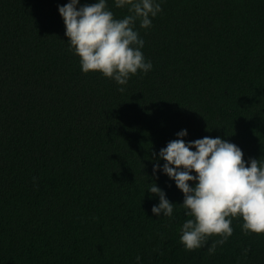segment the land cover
<instances>
[{"label":"trees","instance_id":"16d2710c","mask_svg":"<svg viewBox=\"0 0 264 264\" xmlns=\"http://www.w3.org/2000/svg\"><path fill=\"white\" fill-rule=\"evenodd\" d=\"M67 2L0 0V264H264V234L239 217L214 254L215 236L186 250L184 194L153 175V152L185 128L264 160V0H163L136 24L153 67L123 86L81 71ZM154 182L174 217L152 213Z\"/></svg>","mask_w":264,"mask_h":264},{"label":"clouds","instance_id":"9594fccd","mask_svg":"<svg viewBox=\"0 0 264 264\" xmlns=\"http://www.w3.org/2000/svg\"><path fill=\"white\" fill-rule=\"evenodd\" d=\"M113 3L116 8H126L127 14L117 18L108 0L83 4L81 0H68L58 5V11L65 24L69 51L79 57L81 71L99 72L123 86L132 75L147 74L153 67L142 51L145 41L136 24L138 21L139 28H150L153 18L162 11L163 0ZM118 91L123 93L125 88ZM187 136L188 130L181 129L176 139L160 148L158 156L153 152V175L158 171L166 174L184 194L180 205L188 218L179 227L184 248L199 249L215 236L207 247L209 254H214L217 246L232 236V220L237 217L243 221L245 234H264V160H245L238 145L219 136L186 141ZM147 191L159 197V203L151 209L154 215L174 217L176 204L167 198L165 190L154 182ZM135 259L139 262L141 257Z\"/></svg>","mask_w":264,"mask_h":264}]
</instances>
